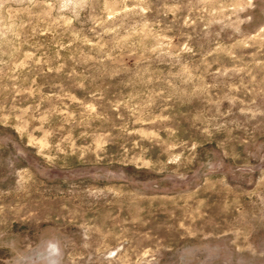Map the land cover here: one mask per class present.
Here are the masks:
<instances>
[{
  "label": "rangeland",
  "instance_id": "rangeland-1",
  "mask_svg": "<svg viewBox=\"0 0 264 264\" xmlns=\"http://www.w3.org/2000/svg\"><path fill=\"white\" fill-rule=\"evenodd\" d=\"M0 264H264V0H0Z\"/></svg>",
  "mask_w": 264,
  "mask_h": 264
}]
</instances>
